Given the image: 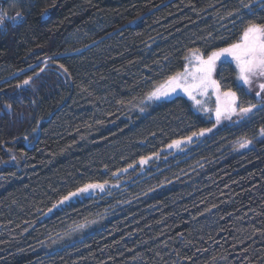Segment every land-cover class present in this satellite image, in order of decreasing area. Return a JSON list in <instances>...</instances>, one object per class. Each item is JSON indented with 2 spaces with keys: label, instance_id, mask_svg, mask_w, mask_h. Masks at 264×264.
<instances>
[{
  "label": "trees",
  "instance_id": "trees-1",
  "mask_svg": "<svg viewBox=\"0 0 264 264\" xmlns=\"http://www.w3.org/2000/svg\"><path fill=\"white\" fill-rule=\"evenodd\" d=\"M0 13V264H264V101L228 60L221 91L256 105L239 120L215 127L212 89L197 95L209 111L148 98L189 49L264 23V0H0Z\"/></svg>",
  "mask_w": 264,
  "mask_h": 264
},
{
  "label": "snow or ice",
  "instance_id": "snow-or-ice-1",
  "mask_svg": "<svg viewBox=\"0 0 264 264\" xmlns=\"http://www.w3.org/2000/svg\"><path fill=\"white\" fill-rule=\"evenodd\" d=\"M244 8L251 9V5L243 4ZM230 15H232L230 13ZM8 19L7 13H0V26ZM16 22L22 20L23 17L20 13L11 17ZM231 58V61L235 63L238 73V80L242 81L244 85L251 86L255 79L264 80V23H249L243 29L238 42L229 43L226 47L215 46L210 50L201 51L199 48L189 49L188 55L184 57L185 64L183 71L175 72L170 75L165 81V85L156 88L149 93L148 98L150 100H160L167 98L177 89L182 90L196 105L200 106L199 110L209 111L203 107L201 100L197 99L199 96H207L209 89H212L216 96L215 117L216 122L219 123L222 118L230 119L231 115L237 111V95L232 90L221 91L220 81L214 78L217 73L218 62L227 58ZM63 68V65H60ZM44 69H41L43 72ZM66 72L67 69H64ZM36 75H39L38 73ZM32 81V77L25 79L22 84H17V88L29 85ZM264 93V83L259 84V91L255 93L257 97H261ZM256 105H250L248 107H239L241 113L247 114L255 108ZM5 108L12 109V104H5ZM143 111V109H141ZM211 128H202L199 132H193L191 136L186 137L188 142H191L194 137L204 136L206 133L211 132ZM264 134V129L261 130ZM27 139V137H25ZM183 143L181 140H174L169 147H179ZM251 144L250 140L245 139L240 143V147L244 148ZM15 159V157H13ZM148 158H141L140 163L144 164ZM132 167V165H129ZM126 171V169H125ZM107 181H105V184ZM90 189L104 190V184H86L81 188H78L76 192L69 193L68 196L63 197L60 201L63 204L71 197L78 195L79 193H88ZM56 207V205H53ZM51 211V209H49Z\"/></svg>",
  "mask_w": 264,
  "mask_h": 264
},
{
  "label": "rangeland",
  "instance_id": "rangeland-1",
  "mask_svg": "<svg viewBox=\"0 0 264 264\" xmlns=\"http://www.w3.org/2000/svg\"><path fill=\"white\" fill-rule=\"evenodd\" d=\"M227 60H228V61H231V58L229 57V58H227ZM222 61H225V59L222 58V60H221L220 62H222ZM220 62H218V64H219ZM231 62H232V61H231ZM232 63L235 65L234 62H232ZM235 67H236V66H235ZM214 77H215V75H214ZM238 82H239V83L245 88V90H246V91H247L252 97H254L256 100H258V101H264V93L261 94V97H257V96L255 95V93H256L257 91H259V84H260V83H264V80H261V79H255V80L253 81V83H252L251 86H249V85H244L243 82H242V81H239V80H238ZM209 90H210V89H209ZM175 95H185V96H187L182 90L177 89L176 92L172 93V94H171L170 96H168L167 98H169V97H173V96H175ZM197 95H198V94H197ZM215 107H216V106H215ZM247 114H248V113H247ZM247 114L241 113V112L237 109V111H236L234 114L231 115V118H230V119L222 118L221 121H220L219 123H217V122H216V117H215V111H214L213 116H214L215 125H216L215 127H219V126H221L222 124L228 123V122H230V121H232V120H234V121L239 120V119H241L242 117L246 116ZM184 143H185V142H184ZM184 143H181L179 146H182ZM96 190H98V189H90L88 193H82V194H83V195H88V194L91 193L92 191H96Z\"/></svg>",
  "mask_w": 264,
  "mask_h": 264
}]
</instances>
